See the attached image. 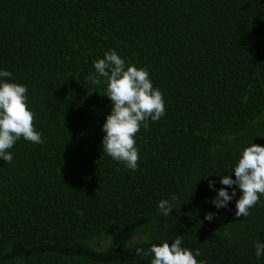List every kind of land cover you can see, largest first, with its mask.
Masks as SVG:
<instances>
[{
	"label": "trees",
	"instance_id": "obj_1",
	"mask_svg": "<svg viewBox=\"0 0 264 264\" xmlns=\"http://www.w3.org/2000/svg\"><path fill=\"white\" fill-rule=\"evenodd\" d=\"M110 49L165 102L136 134V170L103 152L113 106L86 79ZM3 70L44 143L21 137L0 159V264H151L137 249L177 236L206 264H264V195L238 218L242 193L220 183L264 146V0H0ZM221 188L236 196L217 209Z\"/></svg>",
	"mask_w": 264,
	"mask_h": 264
},
{
	"label": "clouds",
	"instance_id": "obj_2",
	"mask_svg": "<svg viewBox=\"0 0 264 264\" xmlns=\"http://www.w3.org/2000/svg\"><path fill=\"white\" fill-rule=\"evenodd\" d=\"M95 73L86 79L92 85L106 82V96L112 103V110L106 117L103 131V152L113 160L123 162L128 169L136 170L139 161V149L136 147V134L141 126L148 127L149 119L159 121L165 115L163 94L154 88L149 78V71L145 67H136L134 64L126 66L115 50L110 49L104 57L94 63ZM12 73L0 71V78L11 77ZM28 89L25 85L15 82H0V159L6 163L13 161V155L8 150L23 137L32 143L43 144L42 134L35 128V114L27 103ZM235 179L231 175L222 176L220 183L232 187L238 186L242 195L236 201V217H248L250 209L264 195V146L251 143L244 148L238 163L234 167ZM214 181H209L213 187ZM236 196L235 189L231 195L226 188L218 190L212 203L217 209L228 207L229 202ZM175 194L171 199H161L158 202L160 214L168 216L172 213ZM215 213L205 215V220L212 221ZM226 236L230 233L225 232ZM182 238L169 243L152 245L148 250L137 249V254L154 258L151 264H206L205 260H197L201 255L199 249L192 250L182 247ZM257 258L264 256V243L257 241L254 244Z\"/></svg>",
	"mask_w": 264,
	"mask_h": 264
},
{
	"label": "water",
	"instance_id": "obj_3",
	"mask_svg": "<svg viewBox=\"0 0 264 264\" xmlns=\"http://www.w3.org/2000/svg\"><path fill=\"white\" fill-rule=\"evenodd\" d=\"M116 253H122L121 251L117 250ZM134 254L130 255V256H133Z\"/></svg>",
	"mask_w": 264,
	"mask_h": 264
}]
</instances>
